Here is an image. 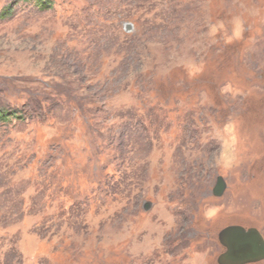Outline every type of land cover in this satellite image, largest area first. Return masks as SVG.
I'll use <instances>...</instances> for the list:
<instances>
[{
  "label": "rangeland",
  "instance_id": "1",
  "mask_svg": "<svg viewBox=\"0 0 264 264\" xmlns=\"http://www.w3.org/2000/svg\"><path fill=\"white\" fill-rule=\"evenodd\" d=\"M47 1L0 0V264H219L224 229L264 234V0Z\"/></svg>",
  "mask_w": 264,
  "mask_h": 264
},
{
  "label": "water",
  "instance_id": "2",
  "mask_svg": "<svg viewBox=\"0 0 264 264\" xmlns=\"http://www.w3.org/2000/svg\"><path fill=\"white\" fill-rule=\"evenodd\" d=\"M125 27L128 31L132 29L131 25ZM226 188L224 178L218 177L212 193L220 198ZM149 208V203L144 205V210ZM219 240L227 248V253L219 257V264H248L264 260V240L255 229L246 230L241 226H231L220 233Z\"/></svg>",
  "mask_w": 264,
  "mask_h": 264
},
{
  "label": "trees",
  "instance_id": "3",
  "mask_svg": "<svg viewBox=\"0 0 264 264\" xmlns=\"http://www.w3.org/2000/svg\"><path fill=\"white\" fill-rule=\"evenodd\" d=\"M23 1V0H21ZM29 2H32L35 4L36 8L40 11H44V10H50L52 9V7L54 6L52 2L47 1V0H29ZM78 108V106H77ZM74 109L76 110V107H74ZM13 117L14 115L9 114L8 112H4L3 110H0V122H5L6 120L9 119V117ZM14 117L19 118V115H15ZM151 124H159L160 126L166 125V121L165 118H155L154 120L151 121ZM59 193H64V188L62 186H59Z\"/></svg>",
  "mask_w": 264,
  "mask_h": 264
},
{
  "label": "flooded vegetation",
  "instance_id": "4",
  "mask_svg": "<svg viewBox=\"0 0 264 264\" xmlns=\"http://www.w3.org/2000/svg\"><path fill=\"white\" fill-rule=\"evenodd\" d=\"M251 229H255V230H257L258 232H259V234L261 235V237H262V239L264 240V234L262 233V232H260L258 229H256V228H249V229H246V230H251ZM219 242H220V240H219ZM220 244H221V242H220ZM222 245V244H221ZM223 246V245H222ZM227 253V250L222 254V255H224V254H226ZM222 255H220V256H222ZM262 261H264V260H262ZM262 261H260V262H262ZM256 263H259V262H255V263H248V264H256Z\"/></svg>",
  "mask_w": 264,
  "mask_h": 264
}]
</instances>
